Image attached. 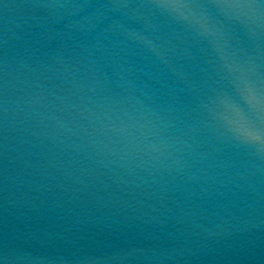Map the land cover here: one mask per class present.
Here are the masks:
<instances>
[{"label": "water", "instance_id": "water-1", "mask_svg": "<svg viewBox=\"0 0 264 264\" xmlns=\"http://www.w3.org/2000/svg\"><path fill=\"white\" fill-rule=\"evenodd\" d=\"M0 264H264V0H0Z\"/></svg>", "mask_w": 264, "mask_h": 264}]
</instances>
